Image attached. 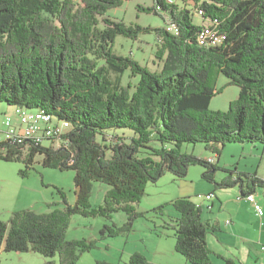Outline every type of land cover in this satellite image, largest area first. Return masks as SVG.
Masks as SVG:
<instances>
[{"label":"trees","instance_id":"obj_1","mask_svg":"<svg viewBox=\"0 0 264 264\" xmlns=\"http://www.w3.org/2000/svg\"><path fill=\"white\" fill-rule=\"evenodd\" d=\"M131 1L0 0V103L46 113L69 126L59 146L0 144V162L24 164L23 177L37 163L73 171L77 196L69 205L62 194L65 206L50 205L45 214L12 212L8 222L0 221V253H36L49 259L45 264H55V257L59 264H79L96 241L67 239L72 216L111 220L114 213H125L123 226H106L101 233L103 240L128 234L148 214L136 210L147 185L166 173L185 180L195 165L206 169L203 177L215 190L240 186L247 196L264 189L256 174L239 173L220 183L214 179L226 144L264 147V0H185L192 8L156 0L150 8H139L168 17L164 27L127 26L106 18L100 28V18ZM167 22L179 28L178 35L170 34ZM206 28L218 41L206 38L201 45L198 37ZM149 33L156 38L160 71L114 53L118 36L137 40ZM128 71L139 77L134 91L122 85ZM219 76L240 93L229 110L213 112L211 101L221 93ZM115 130L134 135H112ZM185 144H203L216 155V164L182 153ZM94 183L109 187L98 208L90 203ZM170 205L178 215L163 227L174 232L178 254L188 264H211V227L202 219L203 209L191 197ZM164 209L153 213L163 215ZM128 264L151 263L136 254Z\"/></svg>","mask_w":264,"mask_h":264},{"label":"rangeland","instance_id":"obj_2","mask_svg":"<svg viewBox=\"0 0 264 264\" xmlns=\"http://www.w3.org/2000/svg\"><path fill=\"white\" fill-rule=\"evenodd\" d=\"M168 2L179 7L187 6L190 8L193 4L185 0H168ZM154 3L156 0L124 2L119 8L109 11L107 16L100 18V28L105 27L103 19L106 18L113 22L125 23L127 26L136 24L145 28H162L165 26V20L168 17L165 18L163 15L157 17L154 14L143 12L139 8L140 6L147 9L152 7ZM194 18L195 23L203 25V21L199 17ZM156 51L157 42L154 33L143 34L137 40L125 39L122 36H118L115 40L114 53L117 56L131 57L138 62L141 68H148L153 72L160 71L162 66V62L156 57ZM138 82L139 77H133L129 71L122 77L123 87L132 91ZM227 83V78L219 76L216 89L221 93L211 101L210 108L213 112L229 110L231 103L239 96L240 89L236 86H229ZM12 113L13 107L0 103V128L3 127L6 114ZM57 122L60 121L57 120ZM67 129H69L68 125ZM111 134L125 138L134 135L129 130H115ZM98 141H101L100 137H98ZM182 153L193 154L196 158L203 160L215 159L216 156L207 150L203 144H185L182 147ZM106 155L107 158H110L112 152L108 151ZM23 165L15 162H0V221L8 222L11 213L15 211L28 209L35 213L45 214L52 210L49 208L50 205L58 204L59 208H63L65 205L62 194H64L69 205H75L77 196L73 171L60 172L56 169H46L37 163L34 170L29 171L27 176L23 177L21 174L24 169ZM218 167L219 170L214 174L217 183L228 177L237 178L239 173L249 176L256 174L257 178L264 180V147L257 144H226L219 157ZM205 171V168L195 165L188 170V176L185 180L177 179L172 174L166 173L157 184H148L146 195L136 206L137 212H148V214L146 218L137 219L133 229L128 234H121L114 238L107 237L103 240L101 233L106 226L113 224L119 227L123 226L126 223L125 213H114L111 220H106L104 217L72 216L67 239L73 241L86 240L88 243L96 241L95 248L89 252H84L79 258V264H97V262L128 264L129 259L136 254L144 256L148 262L151 261L149 262L151 264H186L187 260L176 251L177 241L174 232L165 230L163 227L165 222H168L169 217L178 215L170 202L179 198L191 197L196 206L205 209L206 214L207 206L211 207L213 202L218 205L217 199H220L222 203L229 199L235 202L237 192H239L240 186L232 189H216L217 198L209 194L212 200L214 198L213 201L210 202L205 198L200 200L199 196L205 197L209 191L215 189V185L203 177ZM108 189L109 187L105 184L94 183L90 199L93 208L103 205ZM254 195L256 203L264 210V189L257 188ZM160 206L165 207L164 214L156 215L153 213ZM225 212L228 213L226 210ZM214 214L218 215L219 211L215 209ZM241 215L240 219L243 225L246 227L252 222L255 225V232L253 234L250 231L240 230L236 235L241 238L246 232V236H250V239L254 236L255 245L258 244L259 248L264 247V227L261 226L255 213L251 214L248 209H243ZM220 219L222 221L225 219L224 214L221 215ZM243 247L244 245L241 247L242 250ZM226 251L236 255L234 257L236 258L235 264H240L239 260L237 261L238 250L229 246L226 247ZM47 261L49 259H45L36 253H7L4 251L0 253V264H45ZM51 261L59 264L57 257ZM247 264H264V254L257 257L253 253L250 262Z\"/></svg>","mask_w":264,"mask_h":264},{"label":"crops","instance_id":"obj_3","mask_svg":"<svg viewBox=\"0 0 264 264\" xmlns=\"http://www.w3.org/2000/svg\"><path fill=\"white\" fill-rule=\"evenodd\" d=\"M216 191L217 190L213 189V191H209L207 195H214V198H217ZM239 195L245 196L242 195L241 190L239 189L235 202L229 199L222 203L220 202V199H217L216 201H218V205L213 202L211 207L207 206V215L205 214V209H203L202 207V219L211 227L207 238L209 250L213 253L211 264H224L225 260H233L235 263L236 258L234 257H236V255L234 256V254H232L231 252L226 251V247L229 246H231V248H234L235 250H238L239 254L237 255V261L239 260L240 264H247L248 262H250L253 253L257 257H260L264 254V247L259 248L258 244H254V236H252V239H250V236H246V232L248 231L254 234L255 225L251 222V225H246L247 229H244L246 227L243 225L240 219V217L242 216V210L248 209L251 214L255 213V210L252 204L249 203L246 199H243L242 201L238 200ZM219 196L221 197V194H219ZM215 209L219 211L218 215L214 214ZM225 210L228 211V213L225 212ZM222 214H224L225 218L223 219V221L222 219H220ZM255 216L257 218L256 213ZM259 221L261 226L264 227L263 219H259ZM240 230H246L244 237L240 238L238 235H236V233H238ZM243 245L244 247L242 250L241 247ZM186 264L188 263L186 262Z\"/></svg>","mask_w":264,"mask_h":264},{"label":"built area","instance_id":"obj_4","mask_svg":"<svg viewBox=\"0 0 264 264\" xmlns=\"http://www.w3.org/2000/svg\"><path fill=\"white\" fill-rule=\"evenodd\" d=\"M166 29L174 36L179 34V28L170 22H167ZM206 38H213L218 41L216 34L208 28L199 34L198 40L201 45L205 44ZM68 130L67 124L57 122V120L50 118L46 113H25L21 112L20 107H13V113L6 114L3 127L0 128V144L59 146L60 137L65 136ZM208 162L214 165L216 160L209 158ZM198 198L200 200L203 198L209 201L212 200L210 195L199 196ZM243 199L252 204L257 218L262 220L264 218V210L256 203L255 195H239L238 200L242 201Z\"/></svg>","mask_w":264,"mask_h":264},{"label":"bare ground","instance_id":"obj_5","mask_svg":"<svg viewBox=\"0 0 264 264\" xmlns=\"http://www.w3.org/2000/svg\"><path fill=\"white\" fill-rule=\"evenodd\" d=\"M21 112L31 113L30 111H27V110H25V109H21ZM31 114H36V113H31Z\"/></svg>","mask_w":264,"mask_h":264}]
</instances>
